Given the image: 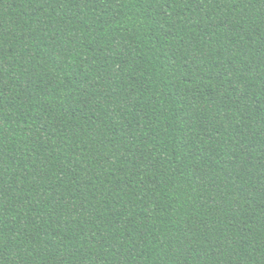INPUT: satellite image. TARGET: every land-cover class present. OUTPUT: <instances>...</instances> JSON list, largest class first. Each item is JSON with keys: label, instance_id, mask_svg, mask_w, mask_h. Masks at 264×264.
Masks as SVG:
<instances>
[{"label": "trees", "instance_id": "16d2710c", "mask_svg": "<svg viewBox=\"0 0 264 264\" xmlns=\"http://www.w3.org/2000/svg\"><path fill=\"white\" fill-rule=\"evenodd\" d=\"M0 264H264V0H0Z\"/></svg>", "mask_w": 264, "mask_h": 264}]
</instances>
